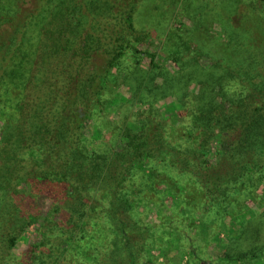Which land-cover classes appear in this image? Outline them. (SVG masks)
Instances as JSON below:
<instances>
[{"label": "trees", "instance_id": "16d2710c", "mask_svg": "<svg viewBox=\"0 0 264 264\" xmlns=\"http://www.w3.org/2000/svg\"><path fill=\"white\" fill-rule=\"evenodd\" d=\"M139 1L128 9L123 0H35L16 23L21 8L0 0V264H156L157 257L168 260L173 241L189 264H264V230H247L250 223L216 230L243 222L264 182V90L250 88L241 70L264 73L244 68L238 54L255 60L228 30L236 58L231 65L213 61L212 76L204 72L201 49L177 28L160 34L162 23L150 24L151 10ZM230 1L199 0L200 22L218 9V25L234 28L246 0L234 9ZM249 19L263 36L264 21L252 11ZM153 39L176 71L150 46L142 50ZM120 77L136 103L188 84L197 94L169 116L124 104L129 111L113 124L101 113ZM218 137L227 147L208 159ZM159 206L169 213L165 224L148 219ZM197 216L205 230L194 225ZM214 244L222 258H205Z\"/></svg>", "mask_w": 264, "mask_h": 264}, {"label": "rangeland", "instance_id": "374dc122", "mask_svg": "<svg viewBox=\"0 0 264 264\" xmlns=\"http://www.w3.org/2000/svg\"><path fill=\"white\" fill-rule=\"evenodd\" d=\"M11 1V7L12 6H19L21 8V11L19 13L18 18L15 20L17 23L18 21L23 22L25 18V10L32 8L36 5L35 0H8ZM145 1V2H144ZM164 2V4L167 3L168 0H142L138 3L143 4L148 9L151 10L148 13V16L146 17V20L148 19V22L150 24H155L158 21L162 23V28L160 29V34L162 32H166L169 28L172 27V32L175 31V28H177V33L189 40L191 42L192 48H196V50L201 49L202 52H200L197 58L198 65L201 70H203L206 73H210L212 76V65L213 61L221 62L227 65H231V59L232 57L236 56L234 55V52L230 51L229 48H227V37L223 33L225 30H228L230 32L234 33V37L237 41L238 38H241L244 40L245 48H249L250 55L255 60L254 65L249 64L246 62L245 54H238L241 62L244 63V68L251 72L254 67H259V69L262 70L264 73V35L260 36L257 34L252 25V21L249 19V13L252 11L256 14V18L260 17L262 21H264V3L259 2L256 0L255 2L252 0H246L243 3V10L240 9V14H236V19L234 18V28L233 26H226V23L224 22L225 27L222 28L220 25H218V17L222 13L220 10L216 9L212 13L209 14L206 20L203 22H200L203 9L200 6L199 0H176V3L169 8H166L165 10H161L160 5L161 2ZM216 2V0H214ZM241 2V0H231L230 1V7L234 9L235 4L237 2ZM82 2H86L89 4V0H73V6H76L77 4H80ZM124 6L126 8L130 9L132 5V0H123ZM235 3V4H234ZM214 2L212 3V5ZM59 6L58 4H56ZM62 10L61 6H59ZM56 8L55 5L52 9ZM233 12V10H232ZM230 13V11H229ZM144 14V13H142ZM168 14V15H166ZM63 15H65L63 13ZM62 15V16H63ZM223 15V14H222ZM190 16H192L193 21L196 22V25H194L190 21ZM248 17V19H247ZM253 19V18H251ZM240 23L238 24L237 23ZM240 32V33H239ZM242 33V34H241ZM176 34V32L172 33ZM237 34V35H236ZM243 35V36H241ZM2 41L4 43V35L2 36ZM152 45H145L142 46V50H146L147 46L151 49H149L152 53L155 52L157 54H162L160 58L158 59V62L161 63L165 68L169 69L170 71H176V67L174 65V62L172 59H167L164 53L160 50V42L159 39H153ZM191 48V49H192ZM186 52H190L186 51ZM261 59V61H260ZM149 63L148 60H144V66H147ZM264 75V74H263ZM216 76V75H215ZM258 76V77H257ZM241 77L247 81L250 88H254V90H264V79L260 75V73H251L248 74L245 71L241 70ZM215 80H212L211 84L215 87L214 84ZM125 78H118L116 79V87L111 90L114 93L112 94V97L107 100V103L105 102V105L103 107V112L101 113V118L104 119L106 115H109V120L113 124H117L114 121L115 116L121 112H128L129 109L124 108V104H128L129 107H131L132 110L136 112H140V110L143 111L145 107L153 106V107H159L162 112L167 114L168 116L171 114V112H178L179 110L182 111V103L191 104L195 100V96L197 94V86L194 84H188L182 87V89L179 91H175V93L168 95H163L162 97H157L156 99L147 98L146 100L141 99L138 103L133 102L130 100L129 90L125 83ZM160 82V81H159ZM111 95V92H110ZM149 102V103H148ZM153 102V103H152ZM182 102V103H181ZM131 104V105H130ZM145 104V105H141ZM185 118H187L185 116ZM107 126L110 125L106 124ZM107 126L103 125L102 131L104 133H107ZM124 130V129H123ZM123 130L121 132H123ZM100 131V132H102ZM86 134L88 137L94 138L93 136V125H91V122H89L86 126ZM113 135L116 137L117 133H113ZM213 138H216L215 136ZM212 138V139H213ZM219 138V137H218ZM212 139L210 140V148L211 150V156L207 157L208 159L212 158L214 156V152L221 153L223 152L227 147V139L226 138H219L220 140L213 139V142L211 143ZM220 150V151H217ZM209 154V155H210ZM219 156V155H218ZM204 158V157H203ZM206 159V158H205ZM207 160V159H206ZM167 205H171L169 201H167ZM248 204V211L246 216H244L243 222L237 221V223L234 225L233 223H226L224 225H220L217 227L216 230H246V226L249 224V227L247 230H264V182L259 185V187L256 189L255 196L253 200L247 201ZM158 211L160 215L158 216L154 214V211ZM153 211V212H152ZM169 213L164 211L163 206H159L158 209H151L150 214L148 216L149 220L161 222L165 224V222L162 220L164 217H168ZM202 218H199V216L195 217L194 225L198 226L196 227L198 230H205L207 228L206 224H203L204 220L202 221ZM203 224V225H202ZM206 226V227H205ZM222 226V227H221ZM244 227V228H243ZM32 230V229H31ZM31 239L34 236V233L28 234ZM225 238V234H222ZM262 236L264 237V233H262ZM25 243L19 245V249H23L25 247ZM217 244H214L213 246L207 247L205 251V258H222L223 251L220 248L221 246ZM166 254L168 255V260H163L162 258L156 259V264H189V257L183 255H178L177 251V243L173 241L169 246L167 247ZM156 255V252L154 253ZM202 255V256H204ZM264 258V255L262 256Z\"/></svg>", "mask_w": 264, "mask_h": 264}]
</instances>
